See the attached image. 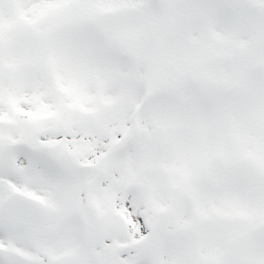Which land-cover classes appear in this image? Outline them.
I'll return each mask as SVG.
<instances>
[{
  "label": "snow or ice",
  "instance_id": "6c2138e0",
  "mask_svg": "<svg viewBox=\"0 0 264 264\" xmlns=\"http://www.w3.org/2000/svg\"><path fill=\"white\" fill-rule=\"evenodd\" d=\"M0 264H264V0H0Z\"/></svg>",
  "mask_w": 264,
  "mask_h": 264
}]
</instances>
